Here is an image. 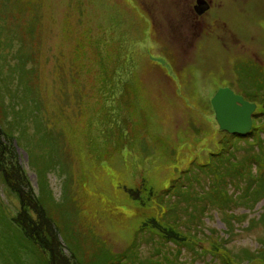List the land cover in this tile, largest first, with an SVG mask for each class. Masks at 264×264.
<instances>
[{"label": "rangeland", "instance_id": "obj_1", "mask_svg": "<svg viewBox=\"0 0 264 264\" xmlns=\"http://www.w3.org/2000/svg\"><path fill=\"white\" fill-rule=\"evenodd\" d=\"M207 3L0 0V264H264V0Z\"/></svg>", "mask_w": 264, "mask_h": 264}, {"label": "water", "instance_id": "obj_2", "mask_svg": "<svg viewBox=\"0 0 264 264\" xmlns=\"http://www.w3.org/2000/svg\"><path fill=\"white\" fill-rule=\"evenodd\" d=\"M203 0H197L201 5ZM215 119L221 130L228 133L245 134L251 128V114L255 105L244 101L229 88H220L211 100Z\"/></svg>", "mask_w": 264, "mask_h": 264}, {"label": "flooded vegetation", "instance_id": "obj_3", "mask_svg": "<svg viewBox=\"0 0 264 264\" xmlns=\"http://www.w3.org/2000/svg\"><path fill=\"white\" fill-rule=\"evenodd\" d=\"M210 7H211V5H210V3H207V0H205L203 3H202V5L201 6H198L197 8H194V11H195V13H196V16L198 17V19H199V17H202L203 15H204V13L205 12H209V9H210ZM203 10H205V11H203ZM203 12V13H202ZM201 13V14H200ZM202 15V16H201ZM194 16V15H193ZM197 17H196V21L198 20L197 19ZM197 23V26H199L200 25V22H199V20L196 22ZM205 25H207V24H205V22L203 23V25H202V27H205ZM196 26V27H197ZM255 60L258 62V63H260V64H262V63H264V61H263V59H260L259 57H258V55H255ZM258 79L261 81V82H263L264 83V79L263 78H259L258 77ZM263 88H264V86H263ZM262 88V89H263ZM234 93L235 94H237V92H235L234 91ZM262 93H264V92H262ZM240 96H242V95H240ZM242 98H243V100L244 101H246V102H248L249 104H254L255 105V110H254V112L251 114V120H252V122H254V121H256V118L258 117V115L260 114H258V109H259V104L256 102V100H253L252 98H247V97H244V96H242ZM261 107V106H260ZM231 136H233V137H239V135H234V134H230Z\"/></svg>", "mask_w": 264, "mask_h": 264}, {"label": "trees", "instance_id": "obj_4", "mask_svg": "<svg viewBox=\"0 0 264 264\" xmlns=\"http://www.w3.org/2000/svg\"><path fill=\"white\" fill-rule=\"evenodd\" d=\"M234 135H235V134H234ZM235 136H236V135H235ZM263 159H264V157H263ZM263 159H262V160H263ZM71 174H72V173H71ZM34 193H35V191L33 190V196H32V197L34 198L35 201H37V200H36V196H35ZM21 203L23 204L22 201H21ZM35 204H36V203H35ZM22 210H23L24 212H27V213H28V208H25V207H24ZM34 236H35V235H34ZM36 238H37V237H36ZM42 238H43L47 243H49L50 239H48V238L45 237V236H42ZM42 242H43V240L41 239L40 242H39V245H40V247H41L42 250H44V249L46 248V249L44 250V253H45V254H48V258H47V259H48V264H54V263L52 262V261L54 260L53 254H52L51 250H49V249H50V246H49V247H47V246L44 247V246L42 245ZM256 257H257V258H255V256H252V258L248 259V262H249L250 260H252V259L256 261V260H258L261 256H256ZM261 258L263 259V257H261Z\"/></svg>", "mask_w": 264, "mask_h": 264}]
</instances>
